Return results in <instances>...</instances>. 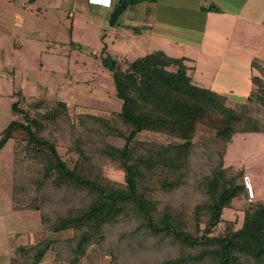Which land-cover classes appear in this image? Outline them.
<instances>
[{
    "label": "trees",
    "instance_id": "16d2710c",
    "mask_svg": "<svg viewBox=\"0 0 264 264\" xmlns=\"http://www.w3.org/2000/svg\"><path fill=\"white\" fill-rule=\"evenodd\" d=\"M187 62L162 51L105 58L121 101L106 116L14 95L0 133V150L14 141L10 210L37 212L57 232L89 222L80 236L18 246L16 264H40L49 250L56 264H264V202L244 210L239 229L229 222L213 235L246 194L243 171L224 157L236 135L264 134V81L252 77L246 103L231 108L193 82Z\"/></svg>",
    "mask_w": 264,
    "mask_h": 264
},
{
    "label": "rangeland",
    "instance_id": "374dc122",
    "mask_svg": "<svg viewBox=\"0 0 264 264\" xmlns=\"http://www.w3.org/2000/svg\"><path fill=\"white\" fill-rule=\"evenodd\" d=\"M210 5L218 11L228 9L230 18L218 16L207 24L193 16L195 12L191 11L192 17L190 12H178L171 20H157L161 23L157 25L156 18L152 19L151 3H147L150 10L144 12L129 3L116 24L109 26V13H95L100 10L87 2L74 5L71 11L54 9L51 0H0V133L11 120L10 107L16 94L58 99L67 104L71 114L106 116L120 110L121 101L115 96L113 79L103 60L133 61L155 51L187 58L193 68V82L226 96L229 107L246 103L247 95L255 88L250 79L264 81V62L256 59L252 65L233 59L226 55L224 43L234 18L264 22V0H213ZM204 31L207 38L202 37ZM261 117L264 119V114ZM13 152V140L0 150V264H16L18 246L44 237L53 240L80 236L89 224L76 222L57 232L53 230L54 222L40 220L37 212H12ZM59 152L64 159L74 158L64 149ZM224 166L243 171L244 177L238 182L246 186V194L235 198L231 208L224 210L223 221L213 235L222 233L229 222H235L234 228L239 229L244 210L251 203L264 202V134L236 135L227 148ZM107 175L121 180V173L111 167ZM109 260L101 256L99 262ZM40 264H56L54 252L49 250Z\"/></svg>",
    "mask_w": 264,
    "mask_h": 264
},
{
    "label": "crops",
    "instance_id": "0c3cea01",
    "mask_svg": "<svg viewBox=\"0 0 264 264\" xmlns=\"http://www.w3.org/2000/svg\"><path fill=\"white\" fill-rule=\"evenodd\" d=\"M45 2H49L50 0H43ZM54 5V9L63 10L70 9L71 11L74 8V5L77 6L78 3H88L90 6L95 7L96 10H100V12L95 13H105L110 14L123 2L126 3L125 9L127 10L128 4L133 3L132 8L135 10L143 11L147 9L149 11V7H147V3H151L152 10L154 14L153 18H156V23H159L160 19H170L172 14H177L178 12H182V14L186 15L188 12L191 15V11L195 12L192 14L193 16H198L208 24L210 20H215L218 16H226L227 19L230 18L231 11L228 9H223L219 12H210L207 11L210 7V3L213 0H51ZM146 5V6H144ZM97 7H101L102 9H98ZM123 10V11H124ZM146 11V12H147ZM203 11V12H202ZM107 12V13H106ZM230 12V13H229ZM122 14V12H121ZM191 15V17H192ZM223 17V18H224ZM188 18V17H187ZM234 18V17H233ZM226 18H224L225 20ZM232 22L233 26L230 30V34L227 37L224 47L226 55L232 57L233 59L243 60V62L252 63L255 59L264 62V22H257L255 19H251L249 17H236ZM158 20V21H157ZM117 22V20H116ZM116 24V23H115ZM114 24V25H115ZM154 25V24H153ZM134 36H137L138 33L134 32ZM131 38L133 37L130 35ZM203 38H207V33L202 34ZM134 40V39H133ZM204 41V39H203ZM203 41L201 44H203ZM203 52H206L203 48ZM259 52V53H258Z\"/></svg>",
    "mask_w": 264,
    "mask_h": 264
},
{
    "label": "water",
    "instance_id": "95a60500",
    "mask_svg": "<svg viewBox=\"0 0 264 264\" xmlns=\"http://www.w3.org/2000/svg\"><path fill=\"white\" fill-rule=\"evenodd\" d=\"M126 3L123 2L120 6H118L111 14L108 20L109 26H114L116 23L117 17L121 14V12L125 9Z\"/></svg>",
    "mask_w": 264,
    "mask_h": 264
},
{
    "label": "snow or ice",
    "instance_id": "6c2138e0",
    "mask_svg": "<svg viewBox=\"0 0 264 264\" xmlns=\"http://www.w3.org/2000/svg\"><path fill=\"white\" fill-rule=\"evenodd\" d=\"M104 2H106V0H104Z\"/></svg>",
    "mask_w": 264,
    "mask_h": 264
}]
</instances>
